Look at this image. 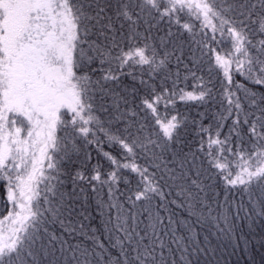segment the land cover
I'll return each mask as SVG.
<instances>
[{
    "label": "snow or ice",
    "instance_id": "obj_1",
    "mask_svg": "<svg viewBox=\"0 0 264 264\" xmlns=\"http://www.w3.org/2000/svg\"><path fill=\"white\" fill-rule=\"evenodd\" d=\"M0 201V264H199L264 220V0H0Z\"/></svg>",
    "mask_w": 264,
    "mask_h": 264
},
{
    "label": "trees",
    "instance_id": "obj_2",
    "mask_svg": "<svg viewBox=\"0 0 264 264\" xmlns=\"http://www.w3.org/2000/svg\"><path fill=\"white\" fill-rule=\"evenodd\" d=\"M173 61V66H174ZM137 81H132L128 77H122L123 84L128 87L135 86L141 95L146 93V89L144 86L139 84L138 80L140 78L141 70L137 69ZM143 79L148 80L147 69L144 70ZM162 76H156L154 80H149V83L155 84L157 90H159L160 85L162 83ZM193 81L189 80L187 82V90L192 89ZM168 87L171 86V80L167 82ZM180 87H185L184 83L179 85ZM139 103V99L136 101ZM160 111L163 114L164 108L163 105L160 107ZM205 112L207 119L204 120V124L207 125L210 122L212 111H209L208 106L200 105L196 102H181L177 99L175 109H170L169 114H177L180 116H187L188 120L191 121L193 118L199 119L197 113ZM195 127L189 124V131L187 133L186 142L191 141L193 144L196 142V138L194 136ZM183 147V145L178 146ZM89 150L91 151V160L87 162V166L89 168L92 165L100 164L102 165V170L107 171L109 169L108 162L103 158L102 154L95 149V147L90 146ZM104 151H110L107 144L103 145ZM187 151V148H184ZM121 190L124 189V185L121 184ZM222 190V186L221 189ZM89 205L90 210L93 212V215L96 217L92 222L93 226L98 227L100 225V217L96 214V202L93 199V194L89 193ZM100 196L107 200L106 190L100 193ZM221 202H223V194L220 197ZM2 201H0V206H2ZM233 213H235V206H233ZM186 216V213L183 210H180L179 217L182 218ZM239 219L234 221L235 227L231 235H227L225 233L219 232L214 226L207 225L202 229H198L197 241L199 247L211 249L213 251L208 252L205 256L204 254H200L199 256V264H264V247H261V239L264 237V220H254L250 221L244 218V212L240 213ZM251 224V227L249 225ZM223 226V225H221ZM179 231H183V229H179ZM205 237H207V241H205ZM245 241H247V249L245 248ZM194 264H196V258L193 257Z\"/></svg>",
    "mask_w": 264,
    "mask_h": 264
}]
</instances>
